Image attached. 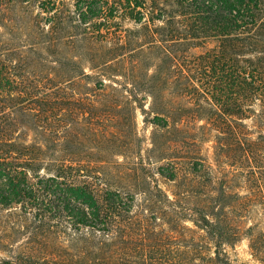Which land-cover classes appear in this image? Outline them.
I'll return each instance as SVG.
<instances>
[{"label":"trees","instance_id":"obj_1","mask_svg":"<svg viewBox=\"0 0 264 264\" xmlns=\"http://www.w3.org/2000/svg\"><path fill=\"white\" fill-rule=\"evenodd\" d=\"M73 1L71 9L68 0H36L37 16L46 17L34 45L42 47L40 65L49 67L47 77V72L43 76L37 70L29 71V62L0 57V205L7 209L20 206L21 216H33L38 222L35 228L42 237H28L12 260L1 259L0 264H239L227 248L244 241L254 260L264 264V41L256 39L253 53L257 56L250 58L251 34L247 30L261 19L253 12L255 1ZM170 2L182 12L168 14L164 7ZM189 7L191 13L183 12ZM121 14L143 25L151 41L139 43L134 57H127L128 47L105 46L101 60L104 81L95 91L105 94L109 107L125 104L144 113L148 112L147 99L140 95L151 97L155 115L151 122L160 128L169 126L164 99L173 92L188 103L181 104V118L174 123L190 122L194 127L186 133L175 127L177 131H183L186 138L189 135L194 144L207 141L204 135L208 132H217L216 168L207 165L200 154L187 156L191 168L204 173L210 185V190L200 194L195 218L174 204L172 211L164 210L166 216L177 219L172 221L176 224L192 220L203 232L197 242L193 236L184 244L166 234L151 236L146 225L157 216L150 207L135 212L133 192L98 190L75 174L76 167L68 160L54 158L47 142L29 140L31 132L46 138L59 123L67 127V120L59 118L61 112L104 106V101L98 103L88 96L79 101L75 98L72 86L78 61L70 49L76 37H103L102 30L96 29L101 20L106 25L105 43L115 34L122 39L120 30H115L119 28L115 19ZM157 22L168 27L167 40H159L163 33ZM210 43L215 47L208 48ZM183 46L203 51L192 53L180 49ZM120 78L125 83H119ZM251 119L254 127L245 123ZM171 155L178 158L176 150ZM175 168L168 177L171 180L177 176ZM163 170L159 172L165 176ZM156 188L170 202L167 194ZM147 193L158 199L154 191ZM65 217L64 224L61 219ZM66 224L76 232L84 227L104 237L89 242L85 255L78 257L68 244ZM183 229L193 231L186 226ZM179 247L188 249L176 250ZM48 251L61 252L63 257L57 261Z\"/></svg>","mask_w":264,"mask_h":264},{"label":"rangeland","instance_id":"obj_2","mask_svg":"<svg viewBox=\"0 0 264 264\" xmlns=\"http://www.w3.org/2000/svg\"><path fill=\"white\" fill-rule=\"evenodd\" d=\"M187 1L192 3V0ZM254 1L253 12L261 19L256 24L247 26V30L251 34L249 49L252 54L249 56L253 59L257 56L256 53H253L255 52L253 49L256 39L264 41V0ZM73 2V0H68V6L71 9ZM164 8L168 10V14L182 12L175 3L171 2L167 3ZM184 11L191 13L193 9L189 7ZM38 14L36 0H32L31 4L19 3L16 0H0V57L16 62H29L31 65L26 67L29 71L37 70L38 74L43 76H45L44 72H47V77L49 67L40 65L43 62L40 60L42 47L34 45V42H38L40 38L39 25L46 17V14H43L44 17L40 18L37 16ZM98 22L99 28L96 27V29L102 30L103 37H98L96 40L93 37L79 36L75 38L76 43L71 46L70 50L73 55L75 54V60L78 61V65H76L78 72L74 73V78H76L72 92L75 91L74 96L78 101L86 99L88 96L98 103L104 101V106H98L91 111L89 108L81 110L76 107L72 112H61L59 118L67 120V127L59 123L54 134L46 137L49 141H46L47 139L38 132L29 133V140L47 142L53 148L54 158L60 161L68 160L70 165L76 167L74 173L81 174L84 180L91 182L98 190L112 189L120 190L123 193L133 192L136 196L135 212L150 207L157 216L156 220H150L146 225L152 232L151 236L155 233L170 235L177 238L181 244L193 236L197 242L203 232H199L192 220L188 219L176 224L172 221L177 219L166 216L164 210L172 211V204H174L181 211L187 210L192 216L189 218H195L196 213L194 212L200 204V194L205 190H210V185L204 173H196L191 168V162L187 156L201 155L207 165L210 164L216 168L214 146L217 132H208L204 135L209 138L207 141L194 144L189 135L186 138L183 131H177L175 127L185 130V133L188 130L193 131L194 127L190 122H181L177 126L174 123V120L181 118L178 114L181 113L179 112L181 104L188 105V103L184 97L179 98L173 92L166 95L164 99L167 108L164 118H169V126L166 128L152 124L151 121L155 117L151 112L153 100L145 94H141L140 97L147 99L145 108L148 112L146 113L138 107L131 108L125 104L120 107H109L105 94L95 91L96 86L104 81V65L101 63L104 61V47L125 46L130 50L127 57H134L136 55L134 50L139 43L146 44L151 39L142 29L143 25L121 14L115 19L120 29L115 30H120L118 36L121 34L122 39L115 34L111 36L109 42L105 43L104 28L106 25L103 20ZM157 26L163 33L159 40H167L168 37L165 34H167L168 27L163 22H157ZM92 30L94 31V29ZM207 47L213 48L215 43H210ZM180 49L192 53L203 51L201 48L193 49L187 46ZM262 52L261 56L264 57V47ZM99 61L100 63H96ZM127 67H131V60L127 63ZM83 72L88 76L83 75ZM54 79L59 81L58 83L61 82L56 76ZM106 83L110 84V82ZM119 83L125 82L120 78ZM245 123L250 127L255 126L254 119L246 120ZM198 124H205V121H200ZM200 133L198 136H203ZM154 142H157L156 146H154ZM175 150L178 153V158L172 159L170 155L174 154ZM174 165L177 169V176L175 180H171L168 177H170ZM160 168L164 169L165 176L160 174ZM227 169L229 171V167ZM212 171L214 172V170ZM42 175H46V171H42ZM157 186L167 194L170 202L157 190ZM148 190L154 191L158 199L153 200L148 195ZM21 214L20 206L7 209L0 205V260H12L16 250L18 251V246L28 237L37 236L39 240L42 239L40 233L36 231L35 227L38 222L34 217H23ZM65 220L67 221V217L61 219L64 224ZM66 226L64 231H67L70 237L68 244L73 248L71 251L78 257L85 255L89 242L97 243L100 238L104 237V234L91 229L81 227V231L76 232L71 229L70 225L66 224ZM183 226L193 231H187L183 229ZM3 245L8 247L4 248ZM187 249L179 247L176 250ZM39 250L43 251L44 249L40 247ZM227 251L236 263L259 264L252 257L247 241L238 244L235 248L228 247ZM47 253L53 254L50 256L56 258L57 261L63 257L61 252L48 251Z\"/></svg>","mask_w":264,"mask_h":264}]
</instances>
